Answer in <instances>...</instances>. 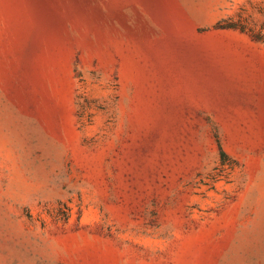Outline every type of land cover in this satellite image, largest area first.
<instances>
[{
	"label": "rangeland",
	"instance_id": "rangeland-1",
	"mask_svg": "<svg viewBox=\"0 0 264 264\" xmlns=\"http://www.w3.org/2000/svg\"><path fill=\"white\" fill-rule=\"evenodd\" d=\"M0 264H264V0H0Z\"/></svg>",
	"mask_w": 264,
	"mask_h": 264
},
{
	"label": "trees",
	"instance_id": "trees-1",
	"mask_svg": "<svg viewBox=\"0 0 264 264\" xmlns=\"http://www.w3.org/2000/svg\"><path fill=\"white\" fill-rule=\"evenodd\" d=\"M258 39H260V38H258ZM220 153H221L222 157L226 156V153H225V151L222 148L220 149Z\"/></svg>",
	"mask_w": 264,
	"mask_h": 264
}]
</instances>
